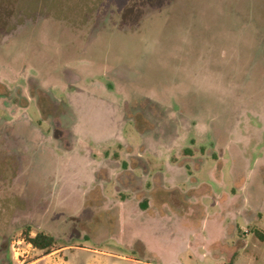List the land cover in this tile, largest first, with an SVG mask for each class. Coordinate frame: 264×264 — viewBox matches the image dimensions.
<instances>
[{
  "label": "rangeland",
  "instance_id": "rangeland-1",
  "mask_svg": "<svg viewBox=\"0 0 264 264\" xmlns=\"http://www.w3.org/2000/svg\"><path fill=\"white\" fill-rule=\"evenodd\" d=\"M44 228L91 264H264V0H0V264Z\"/></svg>",
  "mask_w": 264,
  "mask_h": 264
},
{
  "label": "crops",
  "instance_id": "crops-1",
  "mask_svg": "<svg viewBox=\"0 0 264 264\" xmlns=\"http://www.w3.org/2000/svg\"><path fill=\"white\" fill-rule=\"evenodd\" d=\"M75 194H66L59 195L57 194L54 198L59 199L57 202V209L62 208H73L78 205V203H71L73 199H84L88 198L89 192L80 193L78 196ZM94 206V203H92ZM121 213L124 211V207H121ZM53 214H50L46 218V222L50 225L62 223L63 220L59 217H52ZM41 231H45L56 238V235L53 233L52 229L44 228ZM33 234V233H32ZM69 254V255H67ZM92 250L87 247H78L71 245L70 243L63 244L57 248H52L50 253L43 254L36 259H34L29 264H91L92 263ZM70 256V257H69Z\"/></svg>",
  "mask_w": 264,
  "mask_h": 264
},
{
  "label": "trees",
  "instance_id": "trees-1",
  "mask_svg": "<svg viewBox=\"0 0 264 264\" xmlns=\"http://www.w3.org/2000/svg\"><path fill=\"white\" fill-rule=\"evenodd\" d=\"M29 232V231H28ZM28 232L25 234V240L34 248L45 251V254L50 253L55 245V238L45 231H38L34 236ZM255 234L264 239V234L260 230H256Z\"/></svg>",
  "mask_w": 264,
  "mask_h": 264
}]
</instances>
